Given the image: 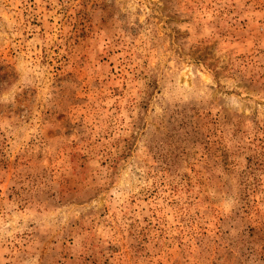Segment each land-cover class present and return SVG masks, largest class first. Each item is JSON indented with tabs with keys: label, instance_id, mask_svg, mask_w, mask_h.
<instances>
[{
	"label": "rangeland",
	"instance_id": "374dc122",
	"mask_svg": "<svg viewBox=\"0 0 264 264\" xmlns=\"http://www.w3.org/2000/svg\"><path fill=\"white\" fill-rule=\"evenodd\" d=\"M0 264H264V0H0Z\"/></svg>",
	"mask_w": 264,
	"mask_h": 264
}]
</instances>
